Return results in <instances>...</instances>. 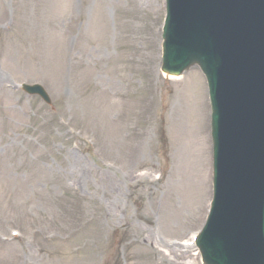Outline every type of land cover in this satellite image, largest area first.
I'll use <instances>...</instances> for the list:
<instances>
[{
	"label": "rangeland",
	"instance_id": "obj_1",
	"mask_svg": "<svg viewBox=\"0 0 264 264\" xmlns=\"http://www.w3.org/2000/svg\"><path fill=\"white\" fill-rule=\"evenodd\" d=\"M163 18L164 0H0V264H167L201 227L206 84L160 72Z\"/></svg>",
	"mask_w": 264,
	"mask_h": 264
},
{
	"label": "water",
	"instance_id": "obj_2",
	"mask_svg": "<svg viewBox=\"0 0 264 264\" xmlns=\"http://www.w3.org/2000/svg\"><path fill=\"white\" fill-rule=\"evenodd\" d=\"M166 9L162 69L198 65L209 87L215 199L203 261L264 264V36L252 27L264 28V0H166Z\"/></svg>",
	"mask_w": 264,
	"mask_h": 264
},
{
	"label": "bare ground",
	"instance_id": "obj_3",
	"mask_svg": "<svg viewBox=\"0 0 264 264\" xmlns=\"http://www.w3.org/2000/svg\"><path fill=\"white\" fill-rule=\"evenodd\" d=\"M180 76L170 74L169 78L178 79ZM186 257V251L180 250L172 254L171 259L165 258L167 264H183L180 260Z\"/></svg>",
	"mask_w": 264,
	"mask_h": 264
}]
</instances>
